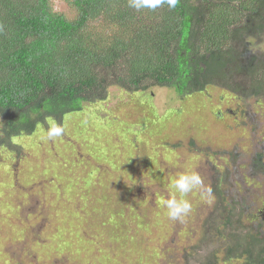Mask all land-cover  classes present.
I'll use <instances>...</instances> for the list:
<instances>
[{"label":"rangeland","instance_id":"374dc122","mask_svg":"<svg viewBox=\"0 0 264 264\" xmlns=\"http://www.w3.org/2000/svg\"><path fill=\"white\" fill-rule=\"evenodd\" d=\"M50 3L69 19L77 16L70 0ZM248 41L240 64L264 66V31ZM244 70L233 79L243 96L214 85L202 97L158 86L134 92L165 126L151 123L149 111L134 112L130 93L112 87L108 100L67 117L62 136L49 140L40 130L18 139L17 153L2 151L0 264H185L187 253L193 264V247L205 234L211 244L201 250L215 241L221 259L224 243L213 235L220 236L226 212L217 186L241 203L249 217L244 228H257L264 216V179L253 165L264 148V96L247 95L254 84ZM59 141L77 151L48 155ZM185 172L199 174L211 196L189 193L191 211L172 220L164 201L181 198L172 182Z\"/></svg>","mask_w":264,"mask_h":264},{"label":"trees","instance_id":"16d2710c","mask_svg":"<svg viewBox=\"0 0 264 264\" xmlns=\"http://www.w3.org/2000/svg\"><path fill=\"white\" fill-rule=\"evenodd\" d=\"M70 1L74 19L55 11L50 0H0V153H17L23 148L18 139L91 111L108 100L112 87L130 93L134 112L149 111L151 123L163 126L152 116L154 107L134 92L158 86L184 98L225 83L242 68L252 85L264 88V66L240 64L248 40L264 31V0H179L175 8L139 11L129 0ZM59 143L48 155L77 151ZM255 162L264 172V159ZM221 185L226 213L213 239L223 240L224 255L220 259L215 241L201 250L209 243L205 234L193 247V264H264V216L257 228H244L249 217L241 203L224 197ZM191 254L184 255L185 264Z\"/></svg>","mask_w":264,"mask_h":264},{"label":"clouds","instance_id":"9594fccd","mask_svg":"<svg viewBox=\"0 0 264 264\" xmlns=\"http://www.w3.org/2000/svg\"><path fill=\"white\" fill-rule=\"evenodd\" d=\"M179 0H129V7L136 9H151L167 4L169 8H175ZM64 133V128L57 123H51L47 129V139L53 140L56 137H60ZM173 188L180 194V199L175 196L166 199L164 206L167 209V216L172 220H180L188 215L191 211V203L185 199L189 193L194 190L200 189L202 198L211 196V189L203 188V180L201 176L195 172H185L178 175L172 182Z\"/></svg>","mask_w":264,"mask_h":264},{"label":"flooded vegetation","instance_id":"af4514ba","mask_svg":"<svg viewBox=\"0 0 264 264\" xmlns=\"http://www.w3.org/2000/svg\"><path fill=\"white\" fill-rule=\"evenodd\" d=\"M236 74H237V72L234 74V77L236 78ZM234 77H232V78H228L227 79V81L225 82V83H219V82H217V84L216 85H214V86H221V87H224L225 89H233L235 92H237V90H235V85H234V81H233V79H234ZM236 83V82H235ZM207 90V89H206ZM205 90V91H206ZM261 92H264V88H260V89H258V88H256L255 86H253V88H252V90L249 92V93H247V95H252V96H254V97H262V96H264V93H261ZM199 94V93H198ZM246 93H243V94H240V93H235L234 95H238V96H243V95H245ZM196 94H194L193 96H195ZM200 96L202 95V93L201 94H199ZM233 95V96H234ZM202 97V96H201ZM259 157V159H260V162H262L263 161V159H264V148H262L261 149V151H257L256 152V154L254 155V159H253V165L255 166L254 168H257V170H259L260 172H261V174H262V177H263V179H264V172H263V170H261V166H260V164H258V163H256L255 162V160L257 159ZM232 160H234V159H232ZM225 193H226V191H225ZM261 222V221H260Z\"/></svg>","mask_w":264,"mask_h":264}]
</instances>
